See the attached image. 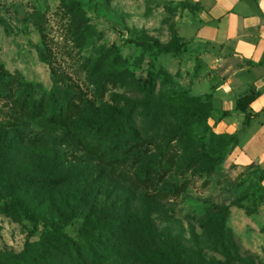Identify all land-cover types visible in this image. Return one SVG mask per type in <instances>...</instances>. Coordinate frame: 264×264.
Here are the masks:
<instances>
[{
	"label": "rangeland",
	"instance_id": "rangeland-1",
	"mask_svg": "<svg viewBox=\"0 0 264 264\" xmlns=\"http://www.w3.org/2000/svg\"><path fill=\"white\" fill-rule=\"evenodd\" d=\"M198 3L0 0V264H18L12 258L27 244L22 264H264V108L249 106L264 86L256 92L248 75L264 58L239 54L225 24L203 38ZM100 61L94 85L87 63ZM107 75L118 83L101 95ZM135 81L151 83L156 96L144 99ZM116 106L139 128L117 151L96 152L87 143L97 140L70 130L104 124L93 114ZM193 111L209 117L191 122ZM183 125L187 135L176 136ZM211 133L234 136L235 145ZM166 147V162L148 179L141 151L150 149L155 163ZM82 191L109 196L108 206L78 207ZM53 232L60 240L46 239Z\"/></svg>",
	"mask_w": 264,
	"mask_h": 264
},
{
	"label": "trees",
	"instance_id": "trees-1",
	"mask_svg": "<svg viewBox=\"0 0 264 264\" xmlns=\"http://www.w3.org/2000/svg\"><path fill=\"white\" fill-rule=\"evenodd\" d=\"M0 25H2L3 27H7V22L4 18H2L0 16ZM129 44L134 45L137 48H150L152 46L154 47H158L159 43L158 42H154L153 44L147 42V41H140V40H135V39H130L128 41ZM159 48V47H158ZM163 52H168V49L163 50ZM114 53V52H111ZM117 58L119 57L118 55H115ZM114 58V59H117ZM102 62H97L95 64H91V63H87V70H88V77L90 78V80L93 81V84L96 85L97 81L100 80V76H101V64ZM125 74L128 75V71L124 72ZM103 82L105 80L104 83L100 84V86L98 85V93H101V95H105L107 93V88L109 86V84H113L115 86V83H118L117 79L115 77H111L107 75L106 79H101ZM103 85V86H102ZM26 90L25 91H29V94L25 95V97H27L28 95L31 96V98H35L34 94H36V88L35 86H33L32 84H26L25 85ZM103 88V89H102ZM133 88L141 95H143L144 99H148L149 101L154 98V96H156V91L154 89V86L150 83V86H148V83L142 85L141 83H138V81H135V83L133 84ZM255 100V97L252 98L249 101V105ZM34 103H36L35 101H33ZM124 108H118L113 107L111 108V112L109 114H100L101 112H104L102 110H97L96 113L93 114V116L99 118L100 120H102V122L104 124H95L93 123V121L89 124H87L85 127H83L84 129H82V127L80 125H76L75 128H70V130L73 131V134H78L80 136L83 137V139L87 140V139H92L94 138L95 140H97V142L99 143L98 145L94 144L93 142L87 143V145H90L92 147H97L96 152H105L106 150H114L117 151L119 149V147H116L117 144H119L122 140H124V144H128L131 140H135V138H137V136H139V128L137 125H130V122L127 121L125 122L124 120ZM56 115L54 114L52 115V119L55 120L56 119ZM132 113L131 116L129 117V120L132 118ZM203 116H205V118L209 117V114L206 112H198V111H193L192 113H190L188 115V119L191 122L196 123L199 119H201ZM94 117V119H95ZM187 123V122H186ZM46 127L44 128H50L52 130H56L57 126L56 124H47L45 125ZM179 130L176 131V136L178 137H182L184 135H187V127H185V125L182 126V128H179ZM61 130V129H59ZM88 134L91 136H88ZM211 137L212 138H216V139H231L230 141H227V144H233L235 145L234 142V136L233 137H228V136H217L213 133H211ZM233 138V139H232ZM114 143V144H113ZM61 142H57L56 144V150L57 152H60V146H61ZM116 144V146H115ZM237 146V145H236ZM105 149H103V148ZM180 147V145L178 143H175L172 146V150L174 149H178ZM8 145H6V149L8 150ZM181 152L183 154L184 149L183 147H181ZM166 152H167V147L166 149L159 155V157L157 158V161L155 163H153L151 161V159L155 160L156 158H154L153 156L151 157V151L150 149H143L141 151V154L147 153L148 157L146 158V162L143 164L142 168H146V173H147V178L149 179L151 177L150 172L154 171V169L156 168H160L163 165V162H166ZM61 153V152H60ZM226 154V152L224 153ZM203 159H208L209 162L211 163L212 168H214L215 162L212 161L211 159H209L207 157V155H202ZM45 190H42V192L44 193ZM34 197L37 199H41V195L39 193V191H35L34 193ZM110 197L109 196H102L100 197L99 195H97L95 192H90V193H85L84 191L80 192L77 196V199L75 200L76 204L79 206H86L89 203H93V204H101L103 206H108V202H109ZM120 222H118L116 224V226L110 230V236L111 237H115L116 239L118 238V236H120ZM46 239H50L51 241H58L60 240V237L58 234H55L54 232L51 233L50 235L47 236ZM31 246L29 244H27L26 249L17 255L13 256V260L16 261V263L18 264H22L25 262V258H26V251L27 249H30ZM72 251L74 252L75 257L83 260L82 254H81V249L77 246H73L72 247ZM73 254H70L71 257H74ZM50 262H53V260H51ZM123 263V262H122ZM123 264H147V262L142 258V257H131V258H127L124 260Z\"/></svg>",
	"mask_w": 264,
	"mask_h": 264
},
{
	"label": "crops",
	"instance_id": "crops-1",
	"mask_svg": "<svg viewBox=\"0 0 264 264\" xmlns=\"http://www.w3.org/2000/svg\"><path fill=\"white\" fill-rule=\"evenodd\" d=\"M214 1L212 0V2ZM262 1L261 3V0H249V2H246V0H216V3L214 2L213 5H208L205 0H199L198 5L201 12H199L198 18L204 22L200 35L202 34L203 38L210 37L208 31L210 35H215L218 32L217 27L220 29L225 24L228 35L227 41H235V48L239 54L242 56L255 54L258 57L257 60L261 58V55L264 58V0ZM246 28L249 31L258 33L256 36L260 37L258 38L259 42L252 43L249 41L250 37L246 36V33H248ZM241 32L245 36L243 39H240L239 36ZM211 39L210 37L208 40ZM219 43L223 45L225 41H220ZM254 62L258 61L254 60ZM260 67L252 69V73L248 72L249 77L253 81L256 80V92H260L261 87L264 86V74H261V72H264V66ZM261 93L249 105L251 108L257 104L263 106L260 110L264 108V92ZM254 110V112H259V110ZM239 158L245 157L240 156Z\"/></svg>",
	"mask_w": 264,
	"mask_h": 264
}]
</instances>
